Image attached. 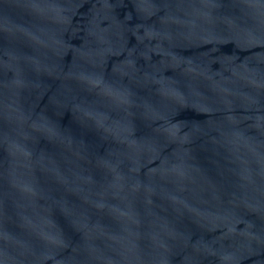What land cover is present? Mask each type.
<instances>
[{"label":"water","instance_id":"95a60500","mask_svg":"<svg viewBox=\"0 0 264 264\" xmlns=\"http://www.w3.org/2000/svg\"><path fill=\"white\" fill-rule=\"evenodd\" d=\"M0 264H264V0H0Z\"/></svg>","mask_w":264,"mask_h":264}]
</instances>
